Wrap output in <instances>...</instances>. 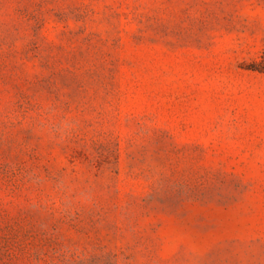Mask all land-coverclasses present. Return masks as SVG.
<instances>
[{"label":"rangeland","instance_id":"1","mask_svg":"<svg viewBox=\"0 0 264 264\" xmlns=\"http://www.w3.org/2000/svg\"><path fill=\"white\" fill-rule=\"evenodd\" d=\"M0 264H264V0H0Z\"/></svg>","mask_w":264,"mask_h":264}]
</instances>
